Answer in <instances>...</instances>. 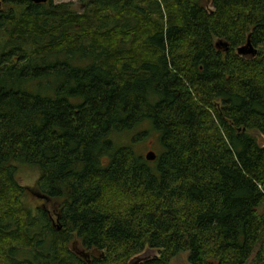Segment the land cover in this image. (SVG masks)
Listing matches in <instances>:
<instances>
[{
  "label": "trees",
  "instance_id": "obj_1",
  "mask_svg": "<svg viewBox=\"0 0 264 264\" xmlns=\"http://www.w3.org/2000/svg\"><path fill=\"white\" fill-rule=\"evenodd\" d=\"M84 2L0 0V264H264V0Z\"/></svg>",
  "mask_w": 264,
  "mask_h": 264
},
{
  "label": "rangeland",
  "instance_id": "obj_2",
  "mask_svg": "<svg viewBox=\"0 0 264 264\" xmlns=\"http://www.w3.org/2000/svg\"><path fill=\"white\" fill-rule=\"evenodd\" d=\"M67 3L72 5V9L78 13H83L85 4L84 0H55L54 4ZM3 5V4H2ZM207 7L211 10V0H207ZM9 8L3 5V10L7 11ZM219 49H223L224 43L222 41H217ZM4 51V39L0 36V61L1 55ZM241 56L246 57L247 59H252L254 57L253 50L249 45L245 46L240 52ZM259 140V142L264 145V138L261 137L258 133H253ZM157 145L155 143V138H149L144 140L143 144L139 145V151L145 156L149 151L156 152ZM40 173L36 168L20 166L18 171V180L20 184L24 187H29L32 190L36 189L37 181L39 180ZM36 193L32 196L29 195L27 200L29 205L32 207L42 206V202L36 199ZM49 209L52 211V206L48 205ZM71 250L80 256L83 260L91 262L93 257H102L103 253H98L96 251H86L78 240H74L71 245ZM170 264H190L188 259V253L180 254L174 258Z\"/></svg>",
  "mask_w": 264,
  "mask_h": 264
},
{
  "label": "water",
  "instance_id": "obj_3",
  "mask_svg": "<svg viewBox=\"0 0 264 264\" xmlns=\"http://www.w3.org/2000/svg\"><path fill=\"white\" fill-rule=\"evenodd\" d=\"M32 3L40 5L47 4L49 2H54L55 0H30ZM2 11V3H0V12ZM145 158L147 161L154 162L157 159V154L153 151H149ZM36 197L40 200H46V197L41 195H36ZM158 254L154 250H147L139 256H136L132 259L131 264H143L153 259H158Z\"/></svg>",
  "mask_w": 264,
  "mask_h": 264
},
{
  "label": "flooded vegetation",
  "instance_id": "obj_4",
  "mask_svg": "<svg viewBox=\"0 0 264 264\" xmlns=\"http://www.w3.org/2000/svg\"><path fill=\"white\" fill-rule=\"evenodd\" d=\"M2 11H3V5H2ZM2 11H1V12H2ZM1 12H0V13H1Z\"/></svg>",
  "mask_w": 264,
  "mask_h": 264
},
{
  "label": "bare ground",
  "instance_id": "obj_5",
  "mask_svg": "<svg viewBox=\"0 0 264 264\" xmlns=\"http://www.w3.org/2000/svg\"><path fill=\"white\" fill-rule=\"evenodd\" d=\"M255 51V50H254ZM257 51V50H256ZM150 263V262H149ZM130 264V263H129Z\"/></svg>",
  "mask_w": 264,
  "mask_h": 264
}]
</instances>
